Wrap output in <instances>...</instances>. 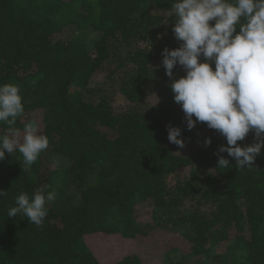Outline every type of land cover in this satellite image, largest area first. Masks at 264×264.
<instances>
[{"label": "trees", "instance_id": "1", "mask_svg": "<svg viewBox=\"0 0 264 264\" xmlns=\"http://www.w3.org/2000/svg\"><path fill=\"white\" fill-rule=\"evenodd\" d=\"M170 6L0 0V84L20 89L16 127L35 120L49 138L27 170L18 151L0 161V264H264V148L251 170L227 153L232 167L218 168L226 139L187 129L162 64L181 43ZM44 186L57 196L42 228L7 216Z\"/></svg>", "mask_w": 264, "mask_h": 264}, {"label": "clouds", "instance_id": "2", "mask_svg": "<svg viewBox=\"0 0 264 264\" xmlns=\"http://www.w3.org/2000/svg\"><path fill=\"white\" fill-rule=\"evenodd\" d=\"M166 15L173 21L172 32L180 46L162 52V64L174 94L181 106L187 129L206 123L218 131L226 145L218 150V168L232 167L227 153L239 170L253 169L256 157L264 148V0H171ZM179 65L185 75L175 78ZM25 108L20 89L13 83L0 84V161L6 153L18 151L21 167L27 170L49 146V138L39 134L35 120L16 127ZM195 119H194V118ZM256 142L241 146L249 132ZM168 140L179 148L185 146L179 127H168ZM205 146L211 144L206 138ZM47 186L31 195L21 191L7 216L27 217L42 228L48 215L47 205L54 202L55 191ZM0 190V197L6 196Z\"/></svg>", "mask_w": 264, "mask_h": 264}]
</instances>
